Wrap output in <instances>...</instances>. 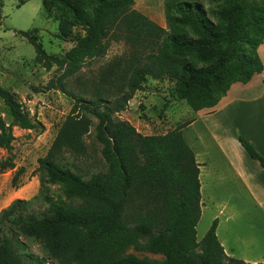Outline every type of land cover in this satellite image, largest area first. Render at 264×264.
Masks as SVG:
<instances>
[{
  "label": "trees",
  "instance_id": "16d2710c",
  "mask_svg": "<svg viewBox=\"0 0 264 264\" xmlns=\"http://www.w3.org/2000/svg\"><path fill=\"white\" fill-rule=\"evenodd\" d=\"M134 3L43 0L46 11L59 19L62 36L80 29L76 44L64 54H49L34 35L38 29L19 31L45 67L61 70L46 90L67 92L64 80L87 60L105 56L111 39L124 40L131 51L105 67L93 96L71 93V110L47 154L38 159L40 193L16 198L0 211V264H28L21 237L41 243L60 264H264L228 256L217 235V219L198 238L202 193L200 164L184 135L190 121L165 133L143 134L116 117L149 76L172 79L173 94L199 111L216 106L233 83L262 72L258 49L264 41V0H225L211 12L194 1L168 0V29ZM0 99L12 117L7 122L0 113V147L11 148L15 126L33 129L37 124L17 92L1 82ZM92 133L102 145L106 170L85 176L61 165L68 155L88 156ZM239 140L264 166L255 146L241 135ZM15 167L13 158L0 160L1 172ZM24 171H16L13 184ZM44 173L65 183L73 201L54 202ZM39 199L49 208L37 212L33 206ZM131 245L163 253L165 259L124 255Z\"/></svg>",
  "mask_w": 264,
  "mask_h": 264
},
{
  "label": "rangeland",
  "instance_id": "374dc122",
  "mask_svg": "<svg viewBox=\"0 0 264 264\" xmlns=\"http://www.w3.org/2000/svg\"><path fill=\"white\" fill-rule=\"evenodd\" d=\"M168 0H135L134 8L147 14L155 22L168 29L166 2ZM202 4L209 12L222 6L225 0H189ZM0 82L17 92L26 108L35 119L37 127L23 129L14 127L16 139L11 148L0 147V160L13 158L14 169L0 171V208L10 203L16 196L31 199L41 191V172L38 159L47 154L57 131L71 110L74 99L71 93L85 97L93 96V91L100 81L105 67L113 60L130 55L131 47L124 40H110V47L105 56L87 60L83 68L66 78L67 92L60 89L46 90L45 86L61 73L57 66L51 69L37 59L34 45L19 31L38 29L35 37L43 44L49 54H64L76 44L74 27L66 36L61 35L59 19L49 14L43 0H0ZM174 81L169 77L154 79L149 76L144 89L139 90L130 100L126 110L116 114L118 119L131 122L143 134L165 133L180 123L189 121L193 109L186 100L173 94ZM37 87L40 90H36ZM0 113L7 122L12 121L7 106L0 99ZM89 154L75 158L67 156L60 162L82 172L85 176L92 172L106 170V163L101 155L102 145L92 133L87 137ZM24 167L25 171L13 184L16 171ZM46 185L49 196L57 203H70L65 194V183L53 181L47 173ZM36 180V183H35ZM49 202L38 200L34 209L46 210ZM214 207L205 210L197 225L198 238L201 239L209 229L214 217ZM20 251L28 264H60L48 255L43 245L35 240L21 237ZM124 255L138 258L163 260V253L129 246Z\"/></svg>",
  "mask_w": 264,
  "mask_h": 264
},
{
  "label": "crops",
  "instance_id": "0c3cea01",
  "mask_svg": "<svg viewBox=\"0 0 264 264\" xmlns=\"http://www.w3.org/2000/svg\"><path fill=\"white\" fill-rule=\"evenodd\" d=\"M258 51L264 65V41ZM192 114L184 135L200 164L202 214L214 207L228 256L264 263V166L239 140L264 156V69L233 83L216 106Z\"/></svg>",
  "mask_w": 264,
  "mask_h": 264
}]
</instances>
